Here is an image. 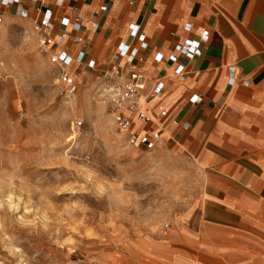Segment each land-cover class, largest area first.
<instances>
[{"label":"rangeland","instance_id":"obj_1","mask_svg":"<svg viewBox=\"0 0 264 264\" xmlns=\"http://www.w3.org/2000/svg\"><path fill=\"white\" fill-rule=\"evenodd\" d=\"M107 85L91 71L67 95L29 22L0 24V264L198 259L203 173L178 146L128 144Z\"/></svg>","mask_w":264,"mask_h":264},{"label":"crops","instance_id":"obj_2","mask_svg":"<svg viewBox=\"0 0 264 264\" xmlns=\"http://www.w3.org/2000/svg\"><path fill=\"white\" fill-rule=\"evenodd\" d=\"M33 3L22 0L30 10ZM53 3L43 2L53 12L56 50L74 55L75 34L69 27L68 35L56 31L63 28L61 16L76 15L89 58L105 63L126 42L143 57L145 88L136 103L153 117L146 128H160L158 144L178 146L203 173L194 203L197 222L190 229L198 259L192 255L191 264H264V0H65L61 8ZM130 24L142 27L143 43L129 36ZM203 31L208 38L200 56L168 60L176 44ZM156 54L162 55L159 61ZM177 65L183 66V81L173 74ZM158 79L161 95L147 97ZM194 94L199 102L189 101Z\"/></svg>","mask_w":264,"mask_h":264},{"label":"built area","instance_id":"obj_3","mask_svg":"<svg viewBox=\"0 0 264 264\" xmlns=\"http://www.w3.org/2000/svg\"><path fill=\"white\" fill-rule=\"evenodd\" d=\"M34 2L32 9H28L22 4V0H0V24L7 17H16L30 22L31 31L37 38V44L40 52L46 56L50 64L56 66L58 81L64 86L67 95L76 92L78 82L91 71H97L105 78L108 83V91L113 102L114 112L113 121L117 129L126 134L127 143L132 146L142 147L147 151L155 149L160 140V128L148 129L147 125L153 122L152 115L140 110L137 107L136 97L140 90L145 88V77L139 71V66L143 62V57L138 49L131 43H122L117 50L108 58L105 63H97L89 58V48L83 42V38L78 34L81 31V20L76 15L61 16L59 24L61 27L56 31V35L63 36L69 33L65 30L69 27L72 36V43L78 45L74 55L66 50H56V42L53 36V12L44 6L45 0H31ZM54 6L61 8L65 0H53ZM103 9V8H102ZM75 10V8H74ZM33 11V16L30 15ZM94 23V22H93ZM96 28V24H93ZM130 37H142L136 39L144 42V34L139 24H130L128 26ZM190 29L189 24L184 25V30ZM207 32L203 31L196 40L185 39L182 43L174 46V53L168 55V60L176 62L178 57L187 60L200 56L201 45L207 40ZM162 58L161 54L154 56L155 61ZM173 74L179 81L185 79L183 66L177 65ZM228 85L234 83V67H228ZM163 90V82L158 79L155 84L147 91L146 96L158 97ZM191 95L189 101H193ZM200 98V97H199ZM165 116V112H160ZM176 123L175 120H172ZM80 123L78 122L77 125Z\"/></svg>","mask_w":264,"mask_h":264},{"label":"snow or ice","instance_id":"obj_4","mask_svg":"<svg viewBox=\"0 0 264 264\" xmlns=\"http://www.w3.org/2000/svg\"><path fill=\"white\" fill-rule=\"evenodd\" d=\"M133 39H142V37H133ZM200 98L199 97H193V101H198Z\"/></svg>","mask_w":264,"mask_h":264},{"label":"bare ground","instance_id":"obj_5","mask_svg":"<svg viewBox=\"0 0 264 264\" xmlns=\"http://www.w3.org/2000/svg\"><path fill=\"white\" fill-rule=\"evenodd\" d=\"M201 246V245H200ZM203 249V248H202ZM201 253V252H200ZM201 255V254H200ZM204 256V255H203Z\"/></svg>","mask_w":264,"mask_h":264}]
</instances>
